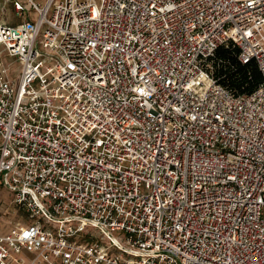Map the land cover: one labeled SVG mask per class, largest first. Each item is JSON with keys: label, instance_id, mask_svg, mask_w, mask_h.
<instances>
[{"label": "built area", "instance_id": "2783aa9c", "mask_svg": "<svg viewBox=\"0 0 264 264\" xmlns=\"http://www.w3.org/2000/svg\"><path fill=\"white\" fill-rule=\"evenodd\" d=\"M4 9L0 264H264V0ZM229 45L249 94L215 76Z\"/></svg>", "mask_w": 264, "mask_h": 264}, {"label": "trees", "instance_id": "16d2710c", "mask_svg": "<svg viewBox=\"0 0 264 264\" xmlns=\"http://www.w3.org/2000/svg\"><path fill=\"white\" fill-rule=\"evenodd\" d=\"M237 54L236 46L219 48L212 64L214 73L224 86L236 94H249L260 84L261 75L253 62L242 65L237 60Z\"/></svg>", "mask_w": 264, "mask_h": 264}, {"label": "rangeland", "instance_id": "374dc122", "mask_svg": "<svg viewBox=\"0 0 264 264\" xmlns=\"http://www.w3.org/2000/svg\"><path fill=\"white\" fill-rule=\"evenodd\" d=\"M10 11L8 10H0V22H5L9 24H14L17 21L10 17ZM5 64H9L10 60L3 59ZM18 67L17 64L12 65V69H16ZM10 194L0 187V234H5L9 230V221L13 220L15 217L13 216V207L10 205ZM9 211V212H8ZM10 214V215H8ZM15 221V220H14Z\"/></svg>", "mask_w": 264, "mask_h": 264}]
</instances>
